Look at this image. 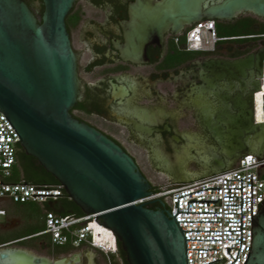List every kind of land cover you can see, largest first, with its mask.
Here are the masks:
<instances>
[{
    "label": "water",
    "instance_id": "obj_1",
    "mask_svg": "<svg viewBox=\"0 0 264 264\" xmlns=\"http://www.w3.org/2000/svg\"><path fill=\"white\" fill-rule=\"evenodd\" d=\"M42 1L40 23L24 0H0V112L19 136L26 154L37 159L64 186L85 215H96L99 225L115 234L128 264H188L187 250H220L186 247L185 253L186 241L220 240H186L183 232L220 231H182L170 209H163L164 202L157 200L161 204L157 209L148 208L147 203L137 204L154 191L134 159L100 131L73 117L71 110L79 99L78 61L66 18L76 0ZM136 5L133 28L122 21L124 59L141 56L154 33L162 36L170 28L177 33L185 24L202 20L199 3L190 0H137ZM238 11L264 18V0H227L204 18L231 19ZM221 71L216 74V83L227 78L233 92L236 81L242 95L235 103L238 113L229 118L227 131L214 129L212 138L223 149H250L253 155L263 158L264 54H250ZM253 80L256 84L251 83ZM258 94H262V121L257 115ZM210 155L212 158L204 161L211 168L210 175L230 169L227 158L215 152ZM227 181H241V205H234L241 206V222H228L241 223V239L225 240H241L242 245V179ZM205 190L219 193L220 188ZM218 201L188 203L209 206ZM252 209L251 175L252 248L244 264H264V202L256 216H252ZM224 260L208 264H222ZM43 262L25 248L12 244L0 248V264Z\"/></svg>",
    "mask_w": 264,
    "mask_h": 264
},
{
    "label": "flooded vegetation",
    "instance_id": "obj_2",
    "mask_svg": "<svg viewBox=\"0 0 264 264\" xmlns=\"http://www.w3.org/2000/svg\"><path fill=\"white\" fill-rule=\"evenodd\" d=\"M190 1L199 3L201 21L214 22L216 41L201 51L191 50L186 34L192 22L177 33L172 28L162 36L154 33L141 56L132 59L123 58L122 21L133 28L137 0H76L73 6L69 34L78 61L79 99L71 113L128 153L154 192L170 191L210 175L211 168L204 161L212 158L211 152L227 158L230 169L237 167L241 157L252 154L250 149H223L212 138L214 129L227 131L242 95L238 82H233L231 92L227 78L216 83V74L250 54H264V18L238 11L231 19H207L212 8L227 0ZM247 25L254 31L247 32ZM152 177H159L161 183ZM164 204L163 209L169 211ZM49 209L60 211L58 202H47L44 210ZM13 246L31 247L44 260L41 264L103 261L102 255L88 247L56 250L48 238H24Z\"/></svg>",
    "mask_w": 264,
    "mask_h": 264
},
{
    "label": "built area",
    "instance_id": "obj_3",
    "mask_svg": "<svg viewBox=\"0 0 264 264\" xmlns=\"http://www.w3.org/2000/svg\"><path fill=\"white\" fill-rule=\"evenodd\" d=\"M216 36L213 21H199L187 32L186 43L191 50L201 51L203 47L216 41ZM19 146V136L4 114L0 112V200H9L21 204L28 202L46 204L49 201L58 200L64 190V186L60 183L55 185L27 183L25 185L23 182L11 183L7 181L12 176ZM251 175L252 216H256L264 202V157L259 158L253 154H246L241 157L236 168L195 180L170 191L154 192L152 196L136 203L166 202L173 217L176 216L177 224H179L178 226L182 231H220L182 233L186 240H220L186 241L185 253L186 247L187 249H220L187 250L186 262L188 259V264H208L224 259L221 262L222 264H232L236 258L237 260L233 264H244L252 248ZM241 179L242 245L241 240H225L228 238L241 239V223H228L241 222V206H234L241 205V181H227ZM208 188H220V190L219 193L218 190H205ZM229 189L231 190L230 193ZM202 200L218 202L209 203V206L208 203H188ZM5 215L6 211L0 209V217ZM96 219V215L74 217L59 216L55 212H48L45 219V233L49 234L53 247L71 245L73 248L78 249L81 246H86L103 254L111 264L110 256L118 254V239L110 230L112 232V243L101 246L96 241L93 225L96 224L99 228L105 227L99 225L101 221L97 219L96 222ZM201 221L210 223H200ZM3 246L6 245H0V248ZM227 248H231L229 254Z\"/></svg>",
    "mask_w": 264,
    "mask_h": 264
},
{
    "label": "trees",
    "instance_id": "obj_4",
    "mask_svg": "<svg viewBox=\"0 0 264 264\" xmlns=\"http://www.w3.org/2000/svg\"><path fill=\"white\" fill-rule=\"evenodd\" d=\"M28 6L30 7L31 11L35 14V16L38 18L39 22L41 23V16L44 11V5L42 0H24ZM74 10L72 9L69 13L68 17L66 18V25L68 32H70L71 22L73 18ZM249 26L247 25V32H253L254 30H251ZM253 34V33H251ZM242 35H250V34H242ZM8 182L11 183H28V184H35V185H55L59 184V182L46 170L41 166V164L38 162L37 159L28 156L24 149L21 147V145L18 147L17 150V157H16V163L13 166L12 169V176L7 179ZM156 193L159 192L158 190L155 191ZM60 211H57L56 214L59 216H74V217H83L85 216V213L79 208L74 201L70 198V196L67 194L65 189L63 190V194L58 200ZM19 205H29L33 203H18ZM44 206L46 204H43ZM147 207L150 209H157L161 208V204L159 202L154 203H147ZM48 212H54L53 209L46 210L43 216V222L41 225H38L36 227H31L27 233L26 236L29 235H35L38 233H42L46 229L45 219L46 214ZM30 233V234H28ZM25 236V237H26ZM42 236V235H40ZM49 242H51L50 238ZM71 248L72 250L75 249L71 245H65V246H57L56 250H61L65 248ZM85 247V246H83ZM99 253V252H98ZM105 259V256L101 253ZM110 262L111 264H128L127 262V256L126 253L123 251L121 243L118 241V254L117 255H111L110 256Z\"/></svg>",
    "mask_w": 264,
    "mask_h": 264
},
{
    "label": "rangeland",
    "instance_id": "obj_5",
    "mask_svg": "<svg viewBox=\"0 0 264 264\" xmlns=\"http://www.w3.org/2000/svg\"><path fill=\"white\" fill-rule=\"evenodd\" d=\"M190 171H194L193 166L189 167ZM153 181L155 183H161V179L159 177H152ZM32 203V202H31ZM0 207H4L8 209L11 214H15V216L22 219V226L20 228L19 234L24 235L27 233V231L31 227H36L38 225H41L43 222V216H44V205L40 203H33L26 205L25 207H21L16 205L15 203H12L11 201H0ZM28 214L30 216V219L27 218ZM2 234H0V245L7 239V238H1ZM100 264H109L108 259L103 257V261Z\"/></svg>",
    "mask_w": 264,
    "mask_h": 264
},
{
    "label": "crops",
    "instance_id": "obj_6",
    "mask_svg": "<svg viewBox=\"0 0 264 264\" xmlns=\"http://www.w3.org/2000/svg\"><path fill=\"white\" fill-rule=\"evenodd\" d=\"M0 201L8 202L9 200H0ZM28 203H31V202H28ZM15 204L18 205V203H15ZM19 206L25 207L23 205H19ZM0 209H3L6 211V215L0 217V234H2L1 238H7L1 245H7V244L8 245H10V244L14 245V243H16L19 240H22L24 238H50L49 234H46L45 231L42 233H38L35 235H29V236H26L27 234H24V235L19 234L20 228L22 226V219L15 216V214L9 213L10 211L4 207H0ZM53 210L55 213L57 212V210H55V209H53ZM44 212H45V210H44ZM26 215H27V218L30 219V216L28 214H26ZM28 234H30V233H28ZM40 235H42V236H40ZM21 248L32 250L31 247H28V246H22Z\"/></svg>",
    "mask_w": 264,
    "mask_h": 264
},
{
    "label": "bare ground",
    "instance_id": "obj_7",
    "mask_svg": "<svg viewBox=\"0 0 264 264\" xmlns=\"http://www.w3.org/2000/svg\"><path fill=\"white\" fill-rule=\"evenodd\" d=\"M258 120H263V110H262V94H258ZM93 228L96 233V241L101 246H106L110 243H112V232L107 228H99L96 224L93 225Z\"/></svg>",
    "mask_w": 264,
    "mask_h": 264
}]
</instances>
